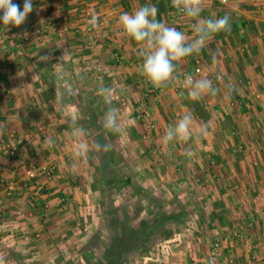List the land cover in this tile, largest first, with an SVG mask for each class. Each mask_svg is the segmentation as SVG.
I'll use <instances>...</instances> for the list:
<instances>
[{"label": "crops", "instance_id": "obj_1", "mask_svg": "<svg viewBox=\"0 0 264 264\" xmlns=\"http://www.w3.org/2000/svg\"><path fill=\"white\" fill-rule=\"evenodd\" d=\"M229 1L228 5H224L218 0H205L201 18L222 17L227 14L231 17L232 29L216 34L198 54L180 62L174 73L177 80L178 76L203 64L206 66L203 68L210 74L222 76V80L218 82L225 91L221 95L219 92L214 94V100L221 104L217 105L215 102L214 106L223 110L210 108L205 100L198 99L195 101L196 107L192 102L187 104L188 112L180 107L168 124H175L183 115L191 114L194 130L207 126L208 134L205 138L210 147L208 150L203 149L200 142L202 139L190 140L183 146L188 144L193 162L184 161L182 151L173 155L167 153L161 170L182 171L183 180L188 178L187 173L190 172L221 171L226 191L223 201L229 205L231 202L245 204V210L241 213L231 211L227 214V218L231 220L223 228L224 253L233 257V264H264V209H261L264 208V128L262 127V132H258L260 124H264V96L259 95L262 92L264 94V0ZM12 2L23 10L24 0ZM89 2L98 10L95 14L97 17L106 15L108 29L103 39L93 41L92 48L84 47L85 41L92 38L82 35V57L78 59L83 61L82 70H79L86 81L82 83L81 103L71 100L66 94L71 88L65 79L73 74L72 70L58 67V63H55L57 60L71 58L72 55L69 56L70 52L67 51L68 45L77 47L81 40L71 36L69 40L60 33H50L46 37L27 36L24 31L27 28L36 30L46 25L66 26L68 22L77 19V7L81 4L84 7ZM145 4L155 5L159 9L158 20L176 27L190 39L194 37L191 25L195 21L175 9L171 0H107L102 4L99 0H33V11L21 26L9 25L7 28L0 22V32H4V39L0 42V250L9 248L7 244L10 241L7 237H17L22 232H37L42 221L54 223L61 218L63 221L68 220L56 227L49 224L48 234H54L57 230L67 233L77 229L82 221V210L87 209L82 204L93 195L92 161L94 165L101 163L96 143L108 144V139L112 142V148H115L119 140L125 139L127 142L123 147L125 157L119 158L120 160L115 157L107 158V152L115 154L110 151L112 148L107 152L102 151L108 168L114 170V175L111 172L107 180L120 181L121 178L115 172L119 162L123 167L133 170H138L139 166L149 169V149L145 146L137 147L135 142L137 133H143V128L136 124L129 113L136 99L132 97L134 95L123 96L119 93H128L138 88L160 89L152 86L141 75L139 46L134 40L121 34L118 24L120 14L131 13ZM100 20L99 18L98 21ZM72 48L73 46L69 47ZM116 54L120 55L118 61L114 58ZM61 78L64 83L58 81ZM100 87H112L115 90L111 105L105 106L119 109V133L109 132L102 127L103 117L96 110L101 100L97 95ZM167 90L168 86L161 87V91ZM252 95L260 97V100H255L256 104L250 107L248 100ZM168 98L165 96L161 105L168 103ZM80 106L82 112H78ZM257 121L260 123H256ZM157 122L159 127L165 128L162 116L157 117ZM74 128L82 129L79 137L73 135ZM13 136V145L19 153L17 158L8 156L5 152V142ZM209 153L217 160L222 159V162L217 165L209 162V156L206 155ZM28 160H49L47 163L54 165L56 175L52 179L40 177L29 188L20 186L27 166L25 161ZM200 178L202 176H196V180ZM107 180V187L115 184L118 186L117 183L108 185ZM4 182L14 183L18 187L17 192L8 195ZM211 182L213 187L214 180ZM127 183L129 185V181ZM161 186L166 187L163 183ZM60 195L67 196L68 203L59 210ZM230 206L228 207L231 208ZM44 209L48 210L43 213ZM237 227L244 230L242 234L245 238L235 237ZM185 249L182 248L181 251ZM201 249L196 247L197 251ZM186 256H175L171 264H198L197 261L193 263L191 255L190 258L188 254ZM200 262L203 264L202 260ZM206 264L228 263L221 259L207 261Z\"/></svg>", "mask_w": 264, "mask_h": 264}, {"label": "rangeland", "instance_id": "obj_2", "mask_svg": "<svg viewBox=\"0 0 264 264\" xmlns=\"http://www.w3.org/2000/svg\"><path fill=\"white\" fill-rule=\"evenodd\" d=\"M218 1L221 3L220 0ZM99 2L102 4L107 2V0H99ZM229 3L230 1L228 0L224 5H228ZM77 8V19L72 20V22L70 21V23L68 22L66 26L61 27L55 24L51 26H42L36 30L27 28L24 33L27 36L33 35L37 37H46L50 33H60V35H64V37L69 40H71L69 36L81 40L77 47H75V45H70L73 46L72 49H69L70 46L67 44V51L70 52L69 56L72 55L71 58L66 57L68 59L57 60L55 63H58L56 64L58 67L72 70L73 74L67 76L65 79L66 84L71 88V91H68L66 94H68L71 100L75 99L82 103V83H85L86 79L83 80L82 71L79 70H82L83 61L82 59H78V57H82V35L89 37L84 31L85 25L87 24L84 15L87 11H91L93 16H96L95 14L98 13V10L92 5V2H89L88 5L84 7H82L81 4ZM103 17L106 18V15H99L98 19H102ZM107 29L108 22L104 34L100 39H103ZM38 30H40L41 33H38ZM0 37H2L0 39L1 42L4 39V32H0ZM92 40L95 39L92 37ZM86 43L87 40L85 41L84 47L88 48ZM118 56L119 57H116L115 55L114 57L117 61L120 58L119 54ZM206 63H208L207 60ZM200 66L206 67L203 64ZM176 77L177 76H175L174 81L177 82L181 76H178L177 80ZM89 80L93 81L91 79ZM89 80L87 79V81ZM58 81L63 82L64 80L61 78L58 79ZM176 82H172L168 85L167 92L161 91V88L155 90L138 88L133 91H128V93L119 91L123 96L134 95L132 97L136 99V101L132 103L131 112L129 111V113L134 118L136 124L143 128V133H137L138 137L135 138V142L137 147L145 146L147 150L149 149L147 151V157L151 162L149 164V169H144L139 166L138 170H133L132 168L130 169V167H123L121 162H119L118 169L115 171L117 176L121 178L120 181H117L118 186H115V184L111 187H107L106 180L110 178L112 173L114 175V170L112 171L111 167L108 168V164L105 162L106 156L107 158L115 157L116 160L124 158L123 147L127 142L125 139L119 140L118 145H116L115 148L113 146L112 150H110L115 154L107 152L105 156L104 153L100 151V153H97L100 154V157L97 156L99 158L98 160H101V163L94 165L92 161L94 166L91 175V182L93 181V195L87 199L89 201L86 200L82 204L83 208H87L86 210H82V225L80 224L77 229L74 231L72 229L67 233H62L60 230H57L55 231V233L58 232L57 234H48L49 224H54L56 227L68 221H63L61 218L55 220L54 223H50V221L44 223V221H42L43 224H41L37 232L30 234L22 232V234H19L17 237L10 235L7 237L10 241V243L8 242L7 244L9 248L0 250V264H103L106 260L108 248H112L116 254H121L120 257H118V260L119 258L123 260L121 264H171L175 256H178V258L179 256L180 258L183 256L184 258L187 254L188 256L191 255V258H194L193 263L197 261L198 264L201 263L200 260L203 261V264H206L207 261L212 262V260L223 259L226 261L228 258L233 259L228 253V256L224 253L226 249H224L225 232L223 228L231 220L227 218V214L229 215L231 211L241 213L245 210V204L231 202L230 206L223 201V195L226 194V191L224 189L223 178H221V171L214 170L212 172V170H202L201 172H190L187 173L189 179L183 180L182 171L180 172L175 169L176 171L164 172V170H161L162 164L165 161V154L167 153L173 155V153L175 154L176 152L182 151V156H185L183 160L187 163L193 162V157L189 154V147H187L188 144L183 146L184 143L173 142L165 148L161 142L165 129L169 127L168 124L174 119V116L178 113V109L183 107L185 109L184 111L188 112L187 104L189 105V102H192L195 106V101L198 100L189 98L187 89L177 90L175 88ZM212 83L213 87L217 89L220 95L225 91L218 80L213 79ZM137 84L140 86L139 82ZM221 88L223 90H221ZM72 90L74 91L72 92ZM148 91H156L159 95V100L155 103L143 104L142 98ZM262 94L259 93L260 97L264 96V94ZM98 96L101 100L96 110L104 117L109 107L105 106L108 104L105 103L103 97L100 95ZM165 96L170 99L168 98V101H166L168 103H162L161 105V101H163ZM259 98L252 95L248 100L249 106L252 107L253 104H256L255 100H260ZM236 99L237 98H235V100ZM200 100H205V102L210 105V108H216L215 110L219 111L223 110V108L218 109L214 106L217 103L216 100H214V94L206 95ZM167 104H169V106ZM217 105L221 104L217 103ZM144 110H149L151 113L152 121L148 124L143 123L140 118ZM79 111L82 112V107L78 108V112ZM165 111H167V113ZM158 116L163 117L165 122L163 125L165 128L159 127L157 122ZM256 123L259 124L260 122L257 121ZM262 127L264 128V124H260L261 129L259 128L258 132H262ZM107 136L108 138L110 137L109 135ZM107 142L108 144H112L111 140L108 141L107 139ZM200 142L203 149H209L210 144L205 137H203ZM192 149L195 150L194 147H192ZM184 151L186 152L184 153ZM17 154V156L12 157H19V153ZM206 155L209 156V162H214L215 165L222 162V159L217 160V158H213L211 153ZM25 162H27V166L21 178L20 186L29 188L31 183L35 180L27 179V170L32 164L41 166L45 164V162L44 160L42 162L40 160H32L30 162L28 160ZM177 162H179V160ZM50 165L52 167L51 175H47L43 171H40L36 180L43 176L52 179L53 176L56 175L54 165L51 163ZM198 175L202 176V178L196 180V176ZM213 180L215 185L211 187V181ZM101 181L103 183H101ZM128 181L129 185L127 183ZM161 183L166 185V187L163 188ZM3 184L5 186L7 185L5 182ZM12 185L15 186L14 183ZM208 187H211V189ZM17 188L18 187L15 186V191L13 192H17ZM136 190H139L140 193H137ZM99 191H102V193L100 194ZM58 198L60 210L67 205L68 197L60 195ZM46 210L48 209H44L43 213H45ZM164 216L169 218L173 217L174 220L161 223V219ZM43 218L46 217L44 216ZM77 221L80 223L79 218ZM125 223L129 224L138 235L134 238L132 237L130 240L126 239L125 243L120 246V244H118V238L122 233ZM235 231L236 238H245L242 234L244 232L243 229H238L237 227ZM217 242H219L221 249L219 256L215 257L212 255V247ZM198 246L202 248L201 251L196 250ZM182 248H186L185 251H181ZM115 258L116 257L113 259Z\"/></svg>", "mask_w": 264, "mask_h": 264}, {"label": "clouds", "instance_id": "obj_3", "mask_svg": "<svg viewBox=\"0 0 264 264\" xmlns=\"http://www.w3.org/2000/svg\"><path fill=\"white\" fill-rule=\"evenodd\" d=\"M205 0H171L172 6L186 18L194 20L191 25L194 37L189 38L176 27L167 25L157 19L159 9L152 4H145L133 12H123L118 18L122 35L134 40L138 47V55L142 58L140 73L156 88L167 87L174 82L177 66L185 58L198 54L207 42L220 32L231 30V17L224 15L215 18H201ZM33 11V0H24L23 10L12 0H0V22L8 28L21 26ZM92 28L98 27V17L93 16L88 21ZM46 59V57H42ZM188 97L202 99L206 95L215 94L217 89L208 78L194 79L187 76L184 82ZM112 87H100L97 95L103 97L105 103L111 105L114 95ZM119 109L109 107L105 112L102 127L113 133L120 132L118 123ZM75 124V117L73 118ZM82 129L74 128L73 135L79 137ZM208 134L207 126L193 128L191 114L183 115L175 124L165 129L162 143L165 148L173 142L187 143L190 140L199 141ZM98 151L107 152L111 144H95Z\"/></svg>", "mask_w": 264, "mask_h": 264}, {"label": "built area", "instance_id": "obj_4", "mask_svg": "<svg viewBox=\"0 0 264 264\" xmlns=\"http://www.w3.org/2000/svg\"><path fill=\"white\" fill-rule=\"evenodd\" d=\"M222 4H226L228 0H220ZM85 20L87 22V24L85 25L84 31L85 33L89 36V37H93L94 39H100L103 34H104V30L107 27V20L105 17H103L99 22H98V27L96 28H92L88 21L92 19L93 14L91 11H87L86 14L84 15ZM67 30V29H66ZM38 33H41L40 30H38ZM2 37H0L1 39ZM93 41L92 39H89L87 41V46L88 48L93 46ZM116 57H119L118 54H116ZM187 76H192L194 79H199V78H210V79H216V80H222V76L221 75H214V74H210L209 72H207L203 67L196 66L191 72L186 73L184 75H182L176 82V86L175 88L177 90H184L186 89L184 86V82ZM143 104H147V103H155L159 100V95L156 91L153 92H147L144 94L143 98ZM140 118L142 119V122L145 124H148L149 122L152 121V117H151V113L149 110H144L142 112V115L140 116ZM13 142H15V138L14 136L11 138V140L5 142V152L6 154L10 155V156H17L18 151L16 149V147H14ZM40 171H43L44 173H46L47 175H51V171H52V167L50 165V163L45 162V164H42L41 166L38 165H31L29 167V169L27 170V179L28 180H36L38 178V175L40 173ZM6 190L8 195H11L13 193V191H15V186L12 184H7L6 186ZM220 244L219 242L215 243L212 247V255L215 257H218L220 254ZM226 262L228 264H233L234 260L232 258H228L226 259Z\"/></svg>", "mask_w": 264, "mask_h": 264}, {"label": "trees", "instance_id": "obj_5", "mask_svg": "<svg viewBox=\"0 0 264 264\" xmlns=\"http://www.w3.org/2000/svg\"><path fill=\"white\" fill-rule=\"evenodd\" d=\"M118 180L116 179H110V180H107V184L108 185H111V184H115L117 183ZM137 193L140 191L139 190H136ZM168 220H174L173 217H167V216H164L162 219H161V223L165 222V221H168ZM138 235V233L132 228L129 226V224L125 223L123 225V230H122V233L120 235V237L118 238V244H120V246L123 245V243H125L126 239L127 240H130L132 237H136ZM116 255V256H115ZM121 254H116L112 248H108L107 252H106V260L103 264H121L122 263V259L119 258L118 260V257H120ZM114 257H116L115 259H113Z\"/></svg>", "mask_w": 264, "mask_h": 264}]
</instances>
